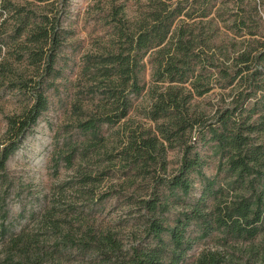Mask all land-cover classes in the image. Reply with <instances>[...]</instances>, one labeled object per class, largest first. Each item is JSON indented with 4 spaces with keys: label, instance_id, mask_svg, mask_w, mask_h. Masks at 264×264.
<instances>
[{
    "label": "rangeland",
    "instance_id": "1",
    "mask_svg": "<svg viewBox=\"0 0 264 264\" xmlns=\"http://www.w3.org/2000/svg\"><path fill=\"white\" fill-rule=\"evenodd\" d=\"M52 1L0 0L1 148L8 144V118L23 114L34 102L30 91L19 85L21 77L29 78L38 67L29 58L25 34H17L15 14L38 13L45 3ZM171 1L180 2L192 15L187 22L195 27L196 34L207 37L208 55H215L214 64L205 60L200 68L209 91L192 100L191 110L202 117V122H215L224 108L254 92L253 97H261L264 70L259 72L252 67L245 78L240 76L232 85H227L230 77H226L225 71L235 70L234 58L239 49L253 39L264 41V0ZM208 1L212 12L201 21L197 17L199 9ZM147 3L148 0H69L67 33L57 61L61 74L48 81V109L5 168L0 169V264H127L135 249L156 243L147 235L151 214L141 201L158 190L155 179L179 170L185 137L168 144L166 153V139L161 132L166 119L154 121L148 117L154 101L150 93V57L147 55L141 74L146 89L140 95H131L127 117L119 123L104 125L99 133L84 134L78 127L86 111L95 110L98 103L91 87L96 85L93 73L100 57L116 42L118 29L132 25L147 9ZM114 6L118 10L116 15ZM212 16L217 21L210 24L208 19ZM179 24L177 20L176 26ZM250 27L257 34L250 35ZM254 101L252 97L247 101L248 108ZM248 115L244 112L243 117ZM154 135L164 142V155L158 158L157 165L150 163L156 171L138 174L132 164L133 148L143 137ZM193 135V155L199 154L200 168L189 175L191 193L184 196L180 191L159 189L164 201L166 197L174 201L166 214L169 225L203 195L212 205L244 191L230 171L226 151L209 140L211 135L207 132L203 139H196L201 136L197 132ZM252 135L261 141L264 130ZM89 142L95 146L84 150ZM74 148L82 153L76 154L70 165L66 156ZM258 190L264 191V182ZM189 233L198 237L199 227L193 224ZM102 237L104 240H100ZM212 254L221 259L220 264H264V218L260 232L252 239L222 230L198 238L180 264H201L205 255Z\"/></svg>",
    "mask_w": 264,
    "mask_h": 264
},
{
    "label": "trees",
    "instance_id": "2",
    "mask_svg": "<svg viewBox=\"0 0 264 264\" xmlns=\"http://www.w3.org/2000/svg\"><path fill=\"white\" fill-rule=\"evenodd\" d=\"M68 2L53 0L45 3L38 13L17 11L15 14L17 34H25L30 46L29 58L38 67L29 78L21 77L19 85L30 91L34 102L23 114L8 118L9 138L8 144L0 147V169L5 168L10 156L48 109V81L61 74L57 61L67 33L65 19ZM212 7L209 1L206 2L200 7L197 17L204 21L210 16ZM113 12L117 14V7ZM191 17L180 2L148 0L147 9L130 24L131 27L123 25L118 29L116 42L107 54L100 57L93 73L96 85L91 87L93 98L98 103L95 110L86 111V117L78 124L84 134H92L99 133L104 125L119 123L127 117L131 95H140L146 89L141 74L147 65V55L150 57L148 63L151 64L153 77L150 93L154 101L148 117L154 121L166 119V124H163L166 126L161 131L166 139V153L172 141L185 137V142L179 170L171 176L166 175V178L156 177L155 187L158 190L152 193V197L141 201L143 208L151 214L147 235L156 243L135 249L127 264H180L198 238L222 230L232 236L252 239L260 232L264 218V191L258 190L264 182V139L257 141L252 135L257 130H264V94L253 97L256 93H252L255 101L250 108L247 101L251 97L224 108L215 122H202V117L191 110L192 100L209 91L201 69L205 60L214 64L215 55H208L207 37L196 34L195 27L187 22ZM212 17L208 19L210 24L217 21L216 17ZM177 20L180 24L176 26ZM251 28L249 34H257ZM238 52L234 58L235 70L225 71L226 77H230L227 85H232L240 76L245 78L252 67L259 72L264 70V41L253 39ZM244 112L249 114L245 118ZM196 132L201 135L197 140L203 139L207 132L211 135L209 140L216 141L226 151L230 171L244 191L232 198L219 199L212 205L203 195L190 209L181 211L173 225H169L166 214L174 201L170 197L164 201L159 189L165 187L166 191H180L184 196L191 193L189 175L200 168L199 154L193 155L195 145L192 138ZM92 146L95 143L89 142L84 150ZM75 150L66 156L70 165L76 154L82 153ZM133 150L131 158L134 169L138 170V174H150L156 171L151 169L150 163L156 162L157 165L158 158L164 155L165 144L157 135L147 136ZM193 224L199 227L198 237H192L189 233ZM165 236L169 239H165ZM220 263L221 259L215 254L205 255L201 259V264Z\"/></svg>",
    "mask_w": 264,
    "mask_h": 264
}]
</instances>
